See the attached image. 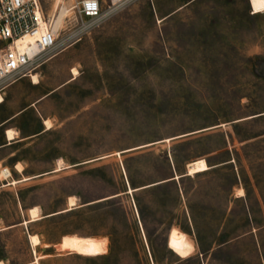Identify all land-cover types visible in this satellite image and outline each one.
<instances>
[{"label":"rangeland","instance_id":"374dc122","mask_svg":"<svg viewBox=\"0 0 264 264\" xmlns=\"http://www.w3.org/2000/svg\"><path fill=\"white\" fill-rule=\"evenodd\" d=\"M74 39L16 125L47 130L0 152V261L264 264V0H130Z\"/></svg>","mask_w":264,"mask_h":264},{"label":"built area","instance_id":"2783aa9c","mask_svg":"<svg viewBox=\"0 0 264 264\" xmlns=\"http://www.w3.org/2000/svg\"><path fill=\"white\" fill-rule=\"evenodd\" d=\"M128 1L0 0V93L19 78L32 77L73 38L100 26ZM63 7L66 26L58 28L55 22Z\"/></svg>","mask_w":264,"mask_h":264},{"label":"crops","instance_id":"0c3cea01","mask_svg":"<svg viewBox=\"0 0 264 264\" xmlns=\"http://www.w3.org/2000/svg\"><path fill=\"white\" fill-rule=\"evenodd\" d=\"M63 52H65V50L56 54L45 63H43L42 71L45 70L43 69V67L50 60L61 55ZM52 90L46 93L43 89L41 80L39 83H35L33 81V77L23 76L8 85L2 91L4 99L3 101H0V152L4 151L9 146H12L13 144L21 141L22 139H25L29 136L31 137L34 135H38L42 131L47 130L44 123V120L46 118L43 119L44 125L42 126L41 130H39V132L35 134L21 136L22 129H20V127H17L16 125L19 126V124L21 123L20 118L26 110L31 109L33 106H35L36 109L39 110L38 105L43 100V98H45V96ZM9 129H12L15 132V136L13 138L8 137ZM5 184H10V182ZM2 185H4V182H2Z\"/></svg>","mask_w":264,"mask_h":264},{"label":"bare ground","instance_id":"6f19581e","mask_svg":"<svg viewBox=\"0 0 264 264\" xmlns=\"http://www.w3.org/2000/svg\"><path fill=\"white\" fill-rule=\"evenodd\" d=\"M66 11H67V9L65 7H63L60 10L58 18L56 19V22H55L56 27L64 28V26H65L64 16L66 14ZM73 74L74 75L78 74V71L76 68L73 69ZM33 79H34V82H36V83L39 81L37 75H33ZM2 100H3V97L0 94V101H2ZM45 121H47V123H48L47 127H50L51 121L48 119ZM14 136H15L14 132L11 129H9L8 130V137L13 138ZM191 166L195 169H199L197 162L192 163ZM58 168H61V167L59 166ZM27 178H29V177H24L22 179H27ZM19 180L20 179L13 180L12 183H16ZM69 204H70V206L75 204V196L70 197V203ZM30 211H31V218L29 221H32V220L39 218V207L38 206L32 207L30 209ZM24 222H28V220H25ZM0 229H1V227H0ZM31 240L35 244L40 241L37 234H32ZM59 248L64 250V251H97L99 248V242L95 237H91V236H79L76 234L65 235L62 242L59 245ZM0 264H5V263H4V261L1 260Z\"/></svg>","mask_w":264,"mask_h":264},{"label":"trees","instance_id":"16d2710c","mask_svg":"<svg viewBox=\"0 0 264 264\" xmlns=\"http://www.w3.org/2000/svg\"><path fill=\"white\" fill-rule=\"evenodd\" d=\"M184 174H182V175H180L179 177H182ZM175 175L173 174V175H171L170 177H168V178H166V180H164V182L162 181V182H159V183H157V184H162V183H166V182H169V181H173L174 179H169V178H171V177H174ZM21 181H23V180H25V179H20ZM76 206H77V204H75L71 209H70V207L68 208V210H73V209H75L76 208ZM67 210V211H68Z\"/></svg>","mask_w":264,"mask_h":264},{"label":"water","instance_id":"95a60500","mask_svg":"<svg viewBox=\"0 0 264 264\" xmlns=\"http://www.w3.org/2000/svg\"><path fill=\"white\" fill-rule=\"evenodd\" d=\"M177 176V174L174 176V177H171V178H169V179H175V178H178V177H176ZM66 210H68V209H66Z\"/></svg>","mask_w":264,"mask_h":264}]
</instances>
